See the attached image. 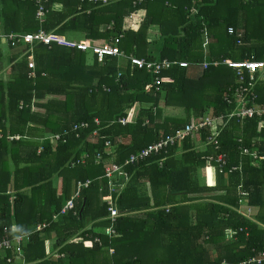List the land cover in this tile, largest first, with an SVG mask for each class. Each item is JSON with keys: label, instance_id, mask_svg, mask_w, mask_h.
<instances>
[{"label": "trees", "instance_id": "trees-1", "mask_svg": "<svg viewBox=\"0 0 264 264\" xmlns=\"http://www.w3.org/2000/svg\"><path fill=\"white\" fill-rule=\"evenodd\" d=\"M135 1L49 0L41 22L35 0H0V33L43 28L68 38L75 33L87 40L119 37L128 55L190 63L162 72L158 90L152 70L124 58L107 56L99 62L96 55L56 43L36 44L24 55L29 45L10 46L8 76H0V131L24 137L0 139V231L8 227L12 239L29 235L21 258L28 264H240L264 251V116L229 118L237 105L225 97L239 78L237 69L223 62L264 56L247 38L239 41L229 33L231 26L237 29V19L211 14L215 0ZM142 9L148 12L135 27L132 15ZM154 24L160 26L158 54L149 50ZM204 25L207 37L216 40L209 50ZM205 60L212 62L206 69ZM197 66L199 74L193 76L190 68ZM254 91L255 103L264 107V78ZM208 113L223 119L200 136L204 150L197 147L199 136L187 137L168 152L126 162L184 128L192 116ZM82 122L89 126L76 129ZM95 130L96 141L91 139ZM65 132L66 140L57 144L46 138ZM217 132L218 149L206 144ZM246 147L259 154L257 164L242 154ZM220 152L230 165L242 163V173H220L215 162H208V155ZM111 162L121 166L113 180L120 213L114 224L108 218L111 191L105 176ZM202 165L215 168L214 185L201 183ZM87 180L91 184L81 189L75 210L53 221L78 181ZM242 203L257 212L243 214ZM44 221L50 226L36 231ZM111 225L113 236L103 232ZM6 254L14 262L0 252V264H21L16 249Z\"/></svg>", "mask_w": 264, "mask_h": 264}, {"label": "built area", "instance_id": "built-area-1", "mask_svg": "<svg viewBox=\"0 0 264 264\" xmlns=\"http://www.w3.org/2000/svg\"><path fill=\"white\" fill-rule=\"evenodd\" d=\"M37 5V18L42 22L45 18L46 13L48 12V8L46 7V2L49 0H35ZM89 1H102L106 2L107 0H89ZM143 0L135 1L134 3H141ZM197 11V10H196ZM136 14H133L132 17H135ZM138 20H141L140 17ZM202 32L205 35V47L208 45L207 38V28L204 25ZM229 33L231 35H235L240 39L243 37L241 32H238L233 27L229 28ZM0 37L5 39L12 47H20L27 46L28 51H32L34 45L43 43L49 46L53 44L62 45L69 48H78L83 51L89 52L91 51L94 55L97 56L99 62H103L107 56H117L120 58H124L129 60L132 64L137 66L138 68H147L152 70L155 77L154 85L159 90L160 85L162 84V78H160V74L167 69H171L175 66L180 67H189L190 63L187 61H178L171 59H156V60H147L143 57L136 56L135 54H126L124 50L120 48V38H110L109 40H77L68 38L66 35L59 34L57 32H47L43 28H40L37 32L34 33H2ZM207 53V52H206ZM225 64H228L230 67L237 69V75L239 78V83L237 86L230 92L226 94L225 99L229 103H236V108L229 114V118L237 117L239 119L251 118L254 116H264V107L259 106L255 103L257 99V94L254 91L255 85L258 82L259 78H264V59H257L256 57H252V59H245L242 61H234L232 59H225L223 61ZM212 62L205 60L202 65L206 69ZM214 63H218L215 61ZM30 68H35V62L33 57H31L29 62ZM31 76L34 75V71L30 73ZM121 76V73H119ZM222 116L216 117L212 114L208 113L204 116H192L190 122L182 129H179L173 135H167L166 137H162L158 141L149 144L147 147L131 154L126 162L127 163H136L141 160H145L152 155H156L162 153L164 151L168 152L170 147L175 146L177 143L186 139L187 137L201 136L205 131L209 132L213 127L215 121H221ZM95 122L97 124L100 123L99 119L96 118ZM119 122L122 124H126V118L119 119ZM89 126L88 122H82L80 125L77 124L75 126L76 129L80 127L87 128ZM67 132L65 133H53L46 138L51 140L52 143H58L59 141H64L63 138L66 137ZM219 132L212 133L208 136L206 144H213L217 149L219 148V140H218ZM19 133L15 134H5L3 131H0V139L7 138L10 140H19L23 138ZM99 137V132L95 130L91 139L96 141ZM66 140V138H64ZM202 140V137H200ZM241 141V139L239 140ZM205 144V141H203ZM111 145L110 141L106 142L107 148ZM243 155H249L253 158L254 164L259 162L260 156L257 152L252 151L250 148H242ZM102 159L101 154L97 155V162H100ZM207 160L210 164L216 163L218 170L220 173H235L236 171H240L242 173L243 166L242 163L232 164L230 165L229 157L226 153L220 152L216 156L208 155ZM121 170L120 164L116 162L107 163L105 166V176L110 179V196L108 198V211L109 217L113 224L116 221L117 217L120 216L119 210L117 208L116 198L113 196L115 192V187L113 180L117 173ZM91 184V180L87 181H78L77 190L75 193L66 201L64 206L59 212L53 214V221L58 220L61 215H65L76 208V199L80 196V191L83 187H88ZM243 195H246L243 192ZM51 221H44L39 223L36 227V231H42L44 228L50 226ZM103 232L109 236H113L116 233L113 225L110 227H105ZM8 227H4L2 231H0V252L4 253V257H7L8 263H13V257L7 255L8 250L16 249L17 258L21 262V264H28L25 259H21L23 257V243L29 239V235H15L12 239L9 236ZM81 240V239H79ZM96 242L100 245L102 244L101 238L96 237ZM114 250L111 248L110 253H113ZM240 264H264V251L260 252L257 256H254L248 260L242 261Z\"/></svg>", "mask_w": 264, "mask_h": 264}, {"label": "crops", "instance_id": "crops-1", "mask_svg": "<svg viewBox=\"0 0 264 264\" xmlns=\"http://www.w3.org/2000/svg\"><path fill=\"white\" fill-rule=\"evenodd\" d=\"M183 1V0H180ZM169 3V1L167 2ZM214 5V4H213ZM237 8L232 13L229 9ZM154 10V7H153ZM146 9L140 10V12L135 13L136 16L132 17L133 24L135 27H139L141 22L144 20L146 14ZM211 14L213 16H229L233 17V20H238V32H241L244 38H247L249 43L254 46V50L257 52L259 56H264V0H215V5L211 9ZM140 17L141 20H138ZM2 34V33H0ZM70 37L71 39L77 40H85L84 35L82 34H72ZM160 26L159 24H154L152 29L150 30L149 34V50L158 54L159 50L161 49V42H160ZM1 38V37H0ZM208 38V37H207ZM0 47L2 50V55H0V63L2 67L0 68V76L7 77L8 72L10 69V63H8V54L11 50V45L3 38L0 41ZM208 50L210 43L216 42L213 38H208ZM11 46V47H10ZM21 47V46H20ZM21 48H15V51H18ZM28 50L25 49L23 51V55L27 54ZM209 53V51H208ZM264 59V58H262ZM202 66V64H201ZM203 67V66H202ZM191 73L193 76L199 74L200 68L191 67ZM197 140V147L204 150L206 148L204 142L196 138ZM214 173L215 168L213 166H206L202 165L198 169V177L203 185L212 186L215 184L214 182ZM257 207H250L246 203H242L240 211L247 215L252 216L257 212Z\"/></svg>", "mask_w": 264, "mask_h": 264}, {"label": "rangeland", "instance_id": "rangeland-1", "mask_svg": "<svg viewBox=\"0 0 264 264\" xmlns=\"http://www.w3.org/2000/svg\"><path fill=\"white\" fill-rule=\"evenodd\" d=\"M206 48H208V45L206 46ZM89 56L92 58V56L94 55L91 51H89ZM260 57V56H259ZM263 57H260L259 59H262ZM171 112H173V111H171ZM174 112H177L178 113V111H174ZM180 113V112H179ZM182 114V113H181Z\"/></svg>", "mask_w": 264, "mask_h": 264}]
</instances>
